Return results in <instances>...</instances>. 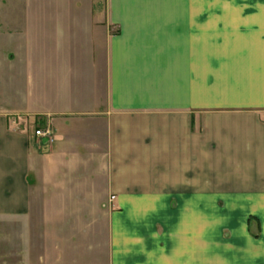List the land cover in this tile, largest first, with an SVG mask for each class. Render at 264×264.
Instances as JSON below:
<instances>
[{
	"label": "crops",
	"instance_id": "1",
	"mask_svg": "<svg viewBox=\"0 0 264 264\" xmlns=\"http://www.w3.org/2000/svg\"><path fill=\"white\" fill-rule=\"evenodd\" d=\"M21 1L0 214L110 203L109 264H264V0Z\"/></svg>",
	"mask_w": 264,
	"mask_h": 264
},
{
	"label": "rangeland",
	"instance_id": "2",
	"mask_svg": "<svg viewBox=\"0 0 264 264\" xmlns=\"http://www.w3.org/2000/svg\"><path fill=\"white\" fill-rule=\"evenodd\" d=\"M19 4L25 3L0 0V7ZM28 209L17 216L0 214V264H109L110 203H35Z\"/></svg>",
	"mask_w": 264,
	"mask_h": 264
},
{
	"label": "built area",
	"instance_id": "3",
	"mask_svg": "<svg viewBox=\"0 0 264 264\" xmlns=\"http://www.w3.org/2000/svg\"><path fill=\"white\" fill-rule=\"evenodd\" d=\"M35 135L46 138L49 142H54L55 140L54 130L51 126L36 129Z\"/></svg>",
	"mask_w": 264,
	"mask_h": 264
}]
</instances>
